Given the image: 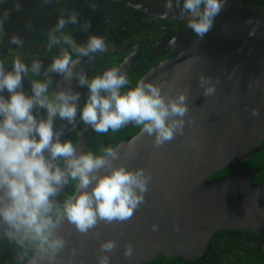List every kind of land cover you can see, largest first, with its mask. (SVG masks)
Instances as JSON below:
<instances>
[{
    "label": "clouds",
    "instance_id": "9594fccd",
    "mask_svg": "<svg viewBox=\"0 0 264 264\" xmlns=\"http://www.w3.org/2000/svg\"><path fill=\"white\" fill-rule=\"evenodd\" d=\"M174 2L182 5L187 28L202 39L226 0H168L169 9ZM77 24L75 11L58 17L46 44L58 52L47 67L42 60L25 62L19 56L11 67L0 61V243L13 247L15 264H80L83 243H72L73 237L99 240L96 264H112L118 241L102 239L98 225L126 223L151 191V172L128 163L136 155L135 137L127 151L104 145L94 152L66 138V130L107 134L131 125L160 149L193 123L187 92L173 91L174 85L165 91L163 84L141 79L129 87L127 73L118 66L90 78L82 59L95 60L107 53L108 44L98 35L78 44L66 32ZM10 44L22 48L24 41L12 35ZM52 74L61 79L54 82ZM41 75L43 80L28 79L26 91L25 79ZM198 83L207 98L215 95L219 81L200 75ZM77 88L87 89L83 102ZM250 114L259 117V108ZM57 120L63 122L59 127ZM151 230L158 232L159 225ZM134 251L128 242L123 256L130 259Z\"/></svg>",
    "mask_w": 264,
    "mask_h": 264
},
{
    "label": "water",
    "instance_id": "95a60500",
    "mask_svg": "<svg viewBox=\"0 0 264 264\" xmlns=\"http://www.w3.org/2000/svg\"><path fill=\"white\" fill-rule=\"evenodd\" d=\"M200 75L219 81L215 95L202 96ZM142 79L163 84L165 91L170 85L186 91L193 123L160 149L131 125L126 138L105 140L104 145H122L124 152L135 137L129 166L145 167L153 182L146 203L129 221L101 223L97 230L102 239L118 241L112 264H220L223 239L251 243V237H264V181L256 180L264 173V159L251 163L264 153V37L207 33ZM252 108H259V117L250 114ZM75 132L88 150L95 133L73 130L66 138ZM256 165L261 167L244 168ZM237 166L243 168L224 175ZM154 223L158 232L151 230ZM71 242L83 243L80 264H96L99 240L73 237ZM128 242L135 249L130 259L123 256Z\"/></svg>",
    "mask_w": 264,
    "mask_h": 264
},
{
    "label": "flooded vegetation",
    "instance_id": "af4514ba",
    "mask_svg": "<svg viewBox=\"0 0 264 264\" xmlns=\"http://www.w3.org/2000/svg\"><path fill=\"white\" fill-rule=\"evenodd\" d=\"M167 5L168 0H48L47 3L43 0H0V20L3 21L0 24V61L11 67L13 57L19 56L25 62L42 60L47 67L48 61L58 52V49L49 50L46 47L47 35L58 17L75 11L79 24L69 25L66 32L78 44H83L89 35L103 36L108 44L107 53L97 54L91 62L82 59L81 67L90 78L112 66L121 67L128 75L129 87H134L157 63L169 54L190 46L197 37L187 28V20L180 11L182 5L174 2L171 9ZM165 13L166 18H162ZM81 25L87 26V30ZM208 33L217 38L264 37V0H226ZM12 35L24 41L22 48L10 44ZM169 39L172 42H168ZM52 76L54 82L61 79L55 74ZM28 79L43 80L44 76L26 78V91H30ZM76 90L81 92L83 102L87 89ZM56 123L61 125L63 122L57 120ZM129 129L126 127L107 134L95 133L88 150L99 152L105 140H117L121 135L126 138ZM68 133L66 130V137ZM69 138L78 144L79 135L76 132L71 133ZM263 159L264 153L251 163L260 164ZM242 168L237 166L224 175ZM256 180L257 183L264 181V173L260 177L258 174ZM250 240L251 243L241 238L223 239L219 263L264 264V237L258 235ZM14 257L13 247L0 243V264H15Z\"/></svg>",
    "mask_w": 264,
    "mask_h": 264
},
{
    "label": "trees",
    "instance_id": "16d2710c",
    "mask_svg": "<svg viewBox=\"0 0 264 264\" xmlns=\"http://www.w3.org/2000/svg\"><path fill=\"white\" fill-rule=\"evenodd\" d=\"M248 258H250V256H248ZM250 260V259H249Z\"/></svg>",
    "mask_w": 264,
    "mask_h": 264
}]
</instances>
